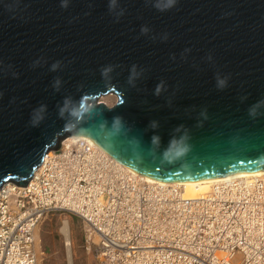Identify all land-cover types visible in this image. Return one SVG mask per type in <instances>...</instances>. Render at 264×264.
Wrapping results in <instances>:
<instances>
[{"label":"water","instance_id":"obj_1","mask_svg":"<svg viewBox=\"0 0 264 264\" xmlns=\"http://www.w3.org/2000/svg\"><path fill=\"white\" fill-rule=\"evenodd\" d=\"M71 135L161 180L264 168V0H0V188Z\"/></svg>","mask_w":264,"mask_h":264},{"label":"built area","instance_id":"obj_2","mask_svg":"<svg viewBox=\"0 0 264 264\" xmlns=\"http://www.w3.org/2000/svg\"><path fill=\"white\" fill-rule=\"evenodd\" d=\"M66 139L46 154L26 187L9 182L0 188V264L38 263L35 228L51 212L84 222L86 246L95 249L98 264H130L138 252L149 254L148 264H199L202 245L233 249L228 264H256L254 254L245 256L244 239L235 238L250 237L245 215L264 252V209L258 203L264 189L259 182L248 186L253 178L220 180L200 196L186 197L182 185L132 171L89 137ZM95 236L101 237L98 248L92 247ZM196 241V249L182 253Z\"/></svg>","mask_w":264,"mask_h":264},{"label":"bare ground","instance_id":"obj_3","mask_svg":"<svg viewBox=\"0 0 264 264\" xmlns=\"http://www.w3.org/2000/svg\"><path fill=\"white\" fill-rule=\"evenodd\" d=\"M105 96H116V95L115 94H108V95H104V97ZM102 97L103 96H101L100 98H102ZM76 137H77L76 135H71L66 140H73ZM49 153H52V150H50ZM38 170H39V167L36 169L35 172H37ZM148 177L150 179H153L156 181L174 182V183H178L179 185H182L184 187L186 197H198L202 193H204L203 191L208 189L210 186L212 188L213 183H216L220 180H225V179L234 178V177L253 178V179H248L246 181L248 183V186H251V185L259 182L258 187L261 189H264V168L249 170V171H243V172H237V173H230V174L220 175V176H212V177H207V178L184 179V180H176V181H167V180H161V179H157V178L150 177V176H148ZM237 188L238 187H235V186L231 187L233 194L236 193L235 190ZM258 203H259L260 208L264 209V195L259 200ZM241 220L248 225V232H249L250 237L246 236V237L242 238L241 235L239 233H237L236 237H235L236 240L244 239V241H242V242L245 243V248H246L245 256L247 258L249 257L250 254H254L255 255L254 262L256 264H264V252H263V249L257 243L258 238H257L255 232L251 230V229H253L250 226V223H252L251 219L247 215H245L243 218H241ZM177 223L179 224V226L181 228L184 225V218L183 217L178 218ZM249 228H251V229H249ZM62 229H63V232L67 236L66 245L68 247V252L71 256V250L70 249L72 248L71 247V241H73V240H71V237L68 234L69 233V223L66 219L64 220V225H63ZM235 229L237 232L241 231V229H238L237 227ZM107 238H109V237H107ZM187 238H189V234L187 235ZM95 239H97L95 248H98V244H99L101 237L96 236ZM181 242L182 241H178V243H181ZM186 247L187 248L185 250H183L182 253L188 252V254H189V251H188L189 249H196L197 241L195 243H192V242L186 243ZM212 248H214L213 245H210V246L209 245H202L201 250H199L200 253L198 255H196V257H195V259H198L199 264H204V263L205 264H224V261H221V260H226L227 264L234 262V261H230L229 259L226 258L229 255L234 257L235 251H233V249H222V250L216 249V250H214ZM160 252H162V251H160ZM237 252L239 254H243L240 251H237ZM169 253L170 252H168V251H163V254H169ZM148 256H149V254L144 255V254H141L140 252H138L134 256L135 262L130 263V264H148V261H147ZM143 258H145L144 261H142ZM101 259H102V257L100 256L99 260H101ZM97 260H98V258H97V254H96V261ZM97 264H98V261H97Z\"/></svg>","mask_w":264,"mask_h":264},{"label":"rangeland","instance_id":"obj_4","mask_svg":"<svg viewBox=\"0 0 264 264\" xmlns=\"http://www.w3.org/2000/svg\"><path fill=\"white\" fill-rule=\"evenodd\" d=\"M99 100L112 106L117 97L103 96ZM210 187L203 192L209 190ZM65 219L69 223L68 234L73 240L71 241V256L66 245L67 236L62 229ZM84 228V222L73 214L67 212L47 214L35 230L36 246L40 256L38 264H97L95 249H87ZM96 240L92 242L94 248Z\"/></svg>","mask_w":264,"mask_h":264},{"label":"clouds","instance_id":"obj_5","mask_svg":"<svg viewBox=\"0 0 264 264\" xmlns=\"http://www.w3.org/2000/svg\"><path fill=\"white\" fill-rule=\"evenodd\" d=\"M56 66L54 65L53 68H55Z\"/></svg>","mask_w":264,"mask_h":264}]
</instances>
